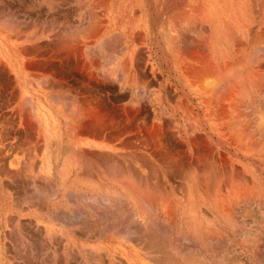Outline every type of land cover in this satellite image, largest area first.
Listing matches in <instances>:
<instances>
[{"label": "crops", "instance_id": "0c3cea01", "mask_svg": "<svg viewBox=\"0 0 264 264\" xmlns=\"http://www.w3.org/2000/svg\"><path fill=\"white\" fill-rule=\"evenodd\" d=\"M0 1V264L264 258V235H241L238 215L253 203L264 218V0L167 2L164 79L177 90L160 113L193 157L122 153L121 29H73V0Z\"/></svg>", "mask_w": 264, "mask_h": 264}, {"label": "rangeland", "instance_id": "374dc122", "mask_svg": "<svg viewBox=\"0 0 264 264\" xmlns=\"http://www.w3.org/2000/svg\"><path fill=\"white\" fill-rule=\"evenodd\" d=\"M11 1L23 5L29 0ZM167 2L168 0H73L71 19L73 29H91L94 26V29L100 27L99 29L122 31L120 83L123 154L162 155L166 152L165 154H182L185 157L195 155L191 152V147L183 146L179 142L177 131L168 124L170 122L168 115L160 113L162 106L176 102L177 90L176 82L164 79L167 75L163 62L165 44L163 29H168L170 25L165 15ZM192 20L187 16V25H193ZM14 21L29 26L35 22L39 23L41 18L33 16ZM42 22L52 24L48 17L45 20L42 18ZM100 53L104 55L100 73L108 78L111 75L113 78V45L111 44L110 50L107 47L100 48ZM122 64H125L126 68ZM161 90L166 94H162ZM259 213H263V210L259 211L256 204L242 205L238 210L241 235L245 237L264 235V218H259ZM229 254L230 256L219 258V264H264V258L254 256L253 252L233 250Z\"/></svg>", "mask_w": 264, "mask_h": 264}, {"label": "bare ground", "instance_id": "6f19581e", "mask_svg": "<svg viewBox=\"0 0 264 264\" xmlns=\"http://www.w3.org/2000/svg\"><path fill=\"white\" fill-rule=\"evenodd\" d=\"M98 1H99V0H98ZM252 1H253V0H252ZM97 4H98V2H97ZM97 4H96V5H97ZM92 6H93V5H92ZM258 8H259V7H258ZM194 10H195V9H194ZM196 10H198V9H196ZM199 10H201V9H199ZM258 11H259V10H258ZM88 12H89V11H88ZM184 12H185V11H184ZM89 13H90V12H89ZM258 13H259V12H258ZM179 14H180V12H179ZM86 15H87V14H86ZM89 15H90V14H89ZM92 15H93V14H92ZM183 15H184V14H183ZM87 17H88V16H87ZM184 18H185V17H184ZM89 19H90V18H89ZM91 19H93V17H92ZM97 19H98V18H97ZM88 21H89V20H88ZM91 22H92V20H91ZM93 22H94V21H93ZM95 22H97V21H95ZM99 22H100V21H99ZM175 23H176V22H175ZM176 24H177V23H176ZM90 25H91V24H90ZM92 25H93V24H92ZM98 25H99V24H98ZM93 27H94V26H92L91 29H94ZM96 27H97V26H96ZM101 27H102V26H101ZM88 28H90V26H89ZM99 28H100V27H99ZM99 28H96V29H99ZM248 31H249V30H248ZM256 33H257V31H256ZM262 33H263V32H262ZM208 34H209V33H208ZM141 35H142V34H141ZM204 35H205V34H204ZM206 35H207V34H206ZM257 35H258V34H257ZM118 36H119V35H118ZM251 36H252V35H251ZM253 36H254V35H253ZM253 36H252V37H253ZM119 37H121V36H119ZM207 37H208V36H207ZM139 38H140V37H139ZM255 38H257V37H255ZM262 38H263V37H262ZM106 39H107V38H106ZM259 39L262 40L260 37H259ZM259 39H258V40H257V39H256V40H253V39H252V40L255 42V41H259ZM108 40H109V38H108ZM238 41H239V40H238ZM240 41H241V40H240ZM262 41H263V40H262ZM105 42H106V41H105ZM118 42H119V41H118ZM121 42H122V41H121ZM119 43H120V42H119ZM261 43H262V45H263V42H261ZM251 44H252V43H251ZM99 45H100V44H99ZM115 45H117V43H116ZM185 46H186V45H185ZM236 46H237V45H236ZM243 46H244V44H243ZM257 46H258V45H257ZM257 46H256V48H257ZM95 47H97V46H95ZM191 47H192V46H191ZM258 47H259V46H258ZM263 47H264V46H263ZM182 48H184V47H182ZM185 48H187V47H185ZM185 48H184V50H185ZM239 48H240V47H239ZM260 48H261V47H260ZM243 49H244V47H243ZM251 49H254V48L251 47ZM188 50H189V49H188ZM191 50H192V48H191ZM191 50H190V51H191ZM194 50H195V49H194ZM239 50H240V49H239ZM244 50H245V49H244ZM199 51H200V50H199ZM252 51H253V50H252ZM261 51H262V50H261ZM147 52H148V51H147ZM236 52H237V51H236ZM238 52H239V51H238ZM257 52H258V51H257ZM191 53H192V51H191ZM194 53H195V52H194ZM196 53H197V52H196ZM199 53H200V52H199ZM244 53H245V51H244ZM248 53H250V52H248ZM251 53H252V52H251ZM258 53H259V52H258ZM91 54H92V53H91ZM94 54H95V53H94ZM241 54H242V53H241ZM252 54H253V53H252ZM87 55H88V54H87ZM200 55H201V54H200ZM134 56H135V55H134ZM241 56H242V55H241ZM257 56H259V55H257ZM204 57H205V56H204ZM249 57H250V56H249ZM262 57H264V56H261V58H262ZM196 60H197V59H196ZM198 60H199V59H198ZM204 60H205V58H204ZM248 60H249V59H248ZM253 60H254V59H253ZM263 60H264V59H263ZM201 61H202V60H201ZM201 61H200V62H201ZM238 61H239V60H238ZM203 62H204V61H202V64H203ZM198 63H199V62H198ZM240 63H241V62H240ZM242 63H243V62H242ZM255 63H256V62H255ZM208 64H209V63H208ZM257 64H258V63H257ZM257 64H256V65H257ZM122 65H123V64H122ZM235 65H236V64H235ZM242 65H243V64H242ZM125 66H126V65L124 64L123 67H125ZM208 66H210V64H209ZM226 66H227V65H226ZM228 66H229V65H228ZM232 66H233V65H232ZM236 66H237V68H239V67H238V64H237ZM239 66H241V65H239ZM254 66H255V64H254ZM90 67H91V66H90ZM120 67H121V66H120ZM134 67H135V66H134ZM197 67H198V66H197ZM200 67H201V66H200ZM204 67H206V68L204 69V70H206V69H207V66H204ZM204 67H203V68H204ZM230 67H231V65H230ZM125 68H126V67H125ZM203 68H202V70H203ZM226 68H227V67H226ZM237 68H235V69H237ZM240 68H241V67H240ZM127 69H128V68H127ZM191 69H192V65H191ZM210 69L212 70V68H210ZM227 69H228V68H227ZM227 69H226V70H227ZM255 69H256V68H255ZM121 70H122V69H121ZM207 70H209V68H208ZM222 70H223V69H222ZM228 70H229V69H228ZM228 70H227V71L223 70V71H225V72L228 74ZM238 70H239V69H238ZM188 71H190V69H189ZM191 71H192V70H191ZM191 71H190V72H191ZM197 71H198V70H197ZM199 71H200V70H199ZM252 71H253V70H252ZM90 72H91V71H90ZM123 72H126V71H123ZM193 72H194V71H193ZM203 72H206V71H203ZM215 72H216V71H215ZM231 72H232V70H231ZM231 72H230V73H231ZM242 72H243V70H242ZM253 72H255V71H253ZM191 73H192V72H191ZM191 73H189V74H191ZM198 73H199V72H198ZM198 73H197V74H198ZM200 73H201V72H200ZM200 73H199V74H200ZM255 73H256V72H255ZM197 74H196V75H197ZM208 74H209V73H208ZM221 74H222V73H221ZM244 74H245V73H244ZM246 74H247V73H246ZM246 74H245V76H246ZM249 74H250V73H249ZM249 74H248V75H249ZM136 75H137V73H136ZM203 75L205 76V75H207V74H204V73H203ZM223 75H225V74H223ZM223 75H222V76H223ZM248 75H247V76H248ZM259 75H261V73H260ZM245 76H244V79H246ZM189 77H190V76H189ZM193 77H194V76H193ZM200 77H201V78H204L203 76H200ZM205 77H206V76H205ZM228 77H229V76H228ZM248 77H249V76H248ZM206 78H207V77H206ZM235 78H236V77H235ZM242 78H243V77H242ZM137 79H138V78H137ZM147 79H148V78H147ZM196 79H197V78H196ZM198 79H199V76H198ZM198 79H197V80H198ZM231 79H232V78H231ZM130 80H131V79H129V81H130ZM151 80H152V79H151ZM199 80H201V79H199ZM191 81L193 82V80H191ZM219 81H220V80H219ZM221 81H222V80H221ZM141 82H142V81H141ZM144 82H145V81H144ZM202 82H203V80H202ZM202 82H201V84H202ZM222 82H223V81H222ZM222 82H221V83H222ZM262 82H263V81H262ZM126 83H127V82H126ZM194 83H195V82H194ZM194 83H193V84H194ZM199 83H200V82H199ZM204 83H205V82H204ZM204 83H203V86H204ZM207 83H208V81H207ZM221 83L219 82V84H221ZM89 84H90V83H89ZM223 84H224V83H223ZM223 84H221V85H223ZM232 84H233V82H232ZM137 85H138V84H137ZM228 86H229V85H228ZM235 86H236V85H235ZM249 86H250V85H249ZM129 87H130V86H129ZM131 87H132V86H131ZM138 87H139V85H138ZM219 87H220V86H219ZM224 87H225V86H224ZM229 87H230V86H229ZM62 88H63V87H62ZM204 88H205V87H204ZM204 88L202 87V89H204ZM225 88H226V87H225ZM237 88H238V87H237ZM250 88H251V87H250ZM257 88H258V87H257ZM260 88H261V87H260ZM262 88H263V87H262ZM63 89H64V88H63ZM223 89H224V88H223ZM258 89H259V88H258ZM120 90H121V89H120ZM143 90H144V89H143ZM148 90H149V89H148ZM208 90H209V88H208ZM224 90H225V89H224ZM227 90H229V89L226 88V91H227ZM232 90H233V89H232ZM236 90H237V89H236ZM149 91H150V90H149ZM161 91H162V90H161ZM206 91H207V90H206ZM258 91H259V90H258ZM258 91H257V92H258ZM146 92H147V90H146ZM151 92H152V91H151ZM228 92H229V91H228ZM228 92H227V94H228ZM235 92H236V91H235ZM220 93H221V92H220ZM224 93H225V92H224ZM224 93H221V95H223ZM231 93H232V91H231ZM185 95H186V94H185ZM222 97H223V99H224V96H222ZM226 97H227V95H226ZM226 97H225V98H226ZM252 97H253V96H252ZM223 99H222V100H223ZM253 99H254V98H253ZM205 101H207V100L205 99ZM205 101H204V103H206ZM208 101H209V100H208ZM240 101H241V100H240ZM250 101H251V100H250ZM97 102H98V101H97ZM133 102H134V101H133ZM178 102H179V101H178ZM241 102H242V101H241ZM241 102H239V103H241ZM31 103H33V102H31ZM128 103H129V102H128ZM235 103H236V102H235ZM249 103H250V102H249ZM132 104H133V103H132ZM183 104H184V103H183ZM251 104H252V103H251ZM251 104H250V105H251ZM181 105H182V104H181ZM181 105H180V106H181ZM234 105H235V104H234ZM237 105H238V103L236 104V106H237ZM246 105H247V102H246ZM246 105H245V106H246ZM182 106H183V105H182ZM262 106H263V105H262ZM121 107H122V106H121ZM127 107H128V106H127ZM243 107H244V106H243ZM246 107H247V106H246ZM250 107H251V106H250ZM191 108H192V107H191ZM134 109H135V108H134ZM182 109H183V108H182ZM234 109H235V108H234ZM237 109H238V108H237ZM241 109H242V106H241ZM136 111H137V109H136ZM136 111H135V112H136ZM238 111H239V110H238ZM248 111H249V110H248ZM251 113H252V112H251ZM193 114H194V113H193ZM208 114H209V113H208ZM180 115H181V114H180ZM205 115H206V114H205ZM238 115H239V114H238ZM251 115H252V114H251ZM162 116H164V115H162ZM215 116H216V115H215ZM240 116H241V115H240ZM165 118H166V117H165ZM216 118H217V117H216ZM197 119H198V118H197ZM218 119H219V118H218ZM218 119H217V120H218ZM163 120H164V119H163ZM185 120H186V119H185ZM198 120H199V119H198ZM198 120H197V121H198ZM161 122H162V121H161ZM186 122H187V121H186ZM28 123H29V122H28ZM153 123H154V122H153ZM156 123H158V122H156ZM159 123H160V122H159ZM168 124H170V123H168ZM172 124H173V123H172ZM187 124H188V122H187ZM157 125L159 126V124H157ZM162 125H163V124H162ZM166 125H167V124H166ZM84 126H85V125H84ZM160 126H161V125H160ZM163 126H164V125H163ZM163 126H162V127H163ZM169 126H170V125H169ZM172 126H173V125H172ZM172 126H171V127H172ZM156 127H157V126H156ZM168 128H169V127H168ZM94 129H95V128H94ZM98 129H99V128H98ZM157 129H158V128H157ZM170 129H171V128H170ZM95 130H96V129H95ZM171 130H172V129H171ZM164 131H165V129H164ZM164 131H163V132H164ZM168 131H169V130H168ZM85 132H86V131H85ZM188 132H189V131H188ZM156 133H157V131H156ZM158 133H159V131H158ZM169 133H170V132H169ZM175 133H176V132H174V134H175ZM189 133H190V132H189ZM201 134H202V133H201ZM201 134H200V135H201ZM172 135H173V134H172ZM195 135H196V133H195ZM157 136H158V139H159V135H157ZM161 136H162V135H161ZM176 136H177V134H176ZM193 136H194V135H193ZM203 136H204V135H202V137H203ZM243 136H244V135H243ZM247 136H248V135H247ZM200 137H201V136H200ZM232 137H233V136H232ZM153 138H154V137H153ZM203 139H206V138L204 137ZM234 139H235V138H234ZM178 140H179V139H178ZM180 140H181V139H180ZM191 140H192V139H191ZM195 140H197V139L195 138ZM199 140H200V139H199ZM176 141H177V140H176ZM181 141H182V140H181ZM201 141H202V140H201ZM204 141H205V140H204ZM232 141H233V140H232ZM235 141H236V140H235ZM189 142H190V141H189ZM153 143H154V142H153ZM155 143H156V142H155ZM180 143H181V142H180ZM196 143H197V142H196ZM199 143L201 144L202 142L199 141ZM203 143H204V142H203ZM206 143H207V142H206ZM217 144H218V143H217ZM234 144H235V143H234ZM202 145H204V144H202ZM193 146H194V145H193ZM196 146H197V145H196ZM205 146H206V144H205ZM210 146H211V145H210ZM238 146L240 147V145H238ZM199 148H200V147H199ZM207 148H208V147H207ZM209 148H211V147H209ZM212 148H213V147H212ZM212 148H211V149H212ZM242 148H243V147H242ZM194 149H195V148H194ZM245 149H246V148H245ZM212 150H213V149H212ZM207 151H208V150H207ZM248 151H249V150H248ZM202 152H203V151H202ZM210 152H211V151H210ZM156 153H157V152H156ZM165 153H166V152H165ZM165 153H164V154H165ZM204 153H205V152H204ZM215 153H216V152H215ZM153 154H154V151H153ZM168 154H169V153H168ZM197 155H198V154H197ZM199 155H200V154H199ZM208 155H209V154H208ZM208 155H207V156H208ZM153 156H154V155H153ZM155 156H156V154H155ZM175 156H176V155H175ZM204 156H205V155H204ZM207 156H206V157H207ZM209 156H210V155H209ZM214 157H215V156H214ZM225 157H226V156H225ZM178 158H179V155H178ZM199 158H200V157H199ZM201 158H202V157H201ZM210 158H211V157H210ZM155 159H156V158H155ZM205 159H207V158H205ZM171 160H172V158H171ZM173 160H174V159H173ZM176 160H177V159H176ZM227 160H228V159H227ZM168 161H169V160H168ZM168 161H167V162H168ZM199 161H200V160H199ZM175 162H176V161H175ZM195 162H196V161H195ZM200 162H201V161H200ZM228 163H229V162H228ZM170 164H172V163H170ZM182 164H183V163H182ZM195 164H196V163H195ZM204 165H205V164H204ZM170 166H171V165H170ZM173 166H174V165H173ZM189 166H190V165H189ZM189 166H188V167H189ZM176 167H177V166H176ZM184 167H185V166H184ZM197 168H199V167H197ZM224 168H225V167H224ZM173 169H174V168H173ZM204 169H205V168H204ZM170 170H171V168H170ZM187 170H188V169H187ZM188 173H189V172H188ZM233 173H234V172H233ZM234 174H235V173H234ZM177 175H178V174H177ZM200 175H201V174H200ZM205 177H206V176H205ZM231 179H232V178H231ZM239 179H240V178H239ZM199 182H200V181H199ZM227 184H228V183H227ZM233 184H234V183H233ZM210 185H211V184H210ZM184 186H185V184H184ZM208 186H209V185H208ZM211 186H213V185H211ZM203 189H204V188H203ZM214 190H215V189H214ZM122 196H123V195H122ZM126 198H127V197H126ZM242 204H243V203H242ZM67 216H68V215H67ZM69 223H70V222H69ZM70 224H71V223H70ZM152 228H153V227H152ZM146 230H147V229H146ZM149 235H150V234H149ZM161 236H163V235H161ZM161 236H160V237H161ZM160 237H159V238H160ZM147 238H148V237H147ZM156 241H157V240H156ZM158 243H159V242H158ZM161 243H162V242H161ZM144 244H145V243H144ZM165 245H166V244H165ZM150 248H151V247H150ZM159 248H160V247H159ZM171 248H172V247H171ZM161 249H162V248H161ZM151 250H152V249H151ZM159 250H160V249H159ZM184 250H185V249H184ZM163 251H164V250H163ZM187 252H188V251H187ZM195 252H197V251L195 250ZM161 254H162V253H161ZM164 254H165V253H164ZM188 254H189V252H188ZM182 255H183V254H182ZM201 255H202V254H201ZM262 255H263V254H262ZM166 256H167V255H166ZM170 256H171V255H170ZM178 256H179V255H178ZM259 256H260V255H259ZM185 257H186V256H185ZM187 258H188V256H187ZM153 259H154V258H153ZM184 259H185V258H184ZM184 259H183V260H184ZM192 259H193V258H192ZM192 259H191V260H192ZM151 260H152V259H151ZM181 260H182V259H181ZM187 260H188V259H187ZM184 262H185V261H184ZM203 262H204V261H203ZM99 264H100V263H99ZM190 264H191V263H190Z\"/></svg>", "mask_w": 264, "mask_h": 264}]
</instances>
